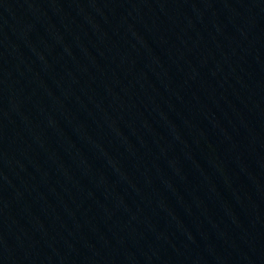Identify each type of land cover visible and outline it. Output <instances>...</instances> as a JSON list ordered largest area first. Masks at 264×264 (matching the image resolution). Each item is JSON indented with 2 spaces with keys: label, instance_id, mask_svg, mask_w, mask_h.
<instances>
[{
  "label": "water",
  "instance_id": "95a60500",
  "mask_svg": "<svg viewBox=\"0 0 264 264\" xmlns=\"http://www.w3.org/2000/svg\"><path fill=\"white\" fill-rule=\"evenodd\" d=\"M210 264H264V74Z\"/></svg>",
  "mask_w": 264,
  "mask_h": 264
}]
</instances>
